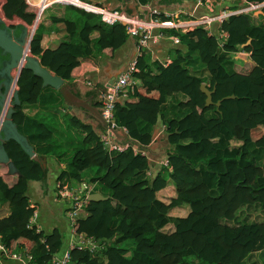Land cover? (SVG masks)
<instances>
[{"label": "trees", "instance_id": "16d2710c", "mask_svg": "<svg viewBox=\"0 0 264 264\" xmlns=\"http://www.w3.org/2000/svg\"><path fill=\"white\" fill-rule=\"evenodd\" d=\"M156 1L174 5L183 0ZM28 9L25 0H6L3 5L6 18L16 16L31 24L35 16ZM80 10V26L63 20L69 41L43 49L35 29L29 43L30 54L70 86L80 58L91 56L94 47L115 50L128 38L123 24L104 26L96 14ZM214 27L225 34L221 47L215 35L201 27L185 33L168 30L181 47L173 49L166 64L152 61L148 53L139 57L133 76L140 86L116 104L114 120L127 130L122 141L146 152L152 128L163 122L168 167H159L154 175L146 173L148 156L132 148L109 156L99 141L102 123L80 107L71 109L68 120L83 136L71 150L62 148L44 122L22 112V105L35 103L43 87L40 77L21 68L16 81L21 105H12L11 120L20 130L24 125L25 133L31 129L39 149L67 165L57 180L94 183L93 192L108 197L88 201L86 214L78 220L79 231L106 245L95 255L71 249L74 264H246L253 252L264 249V218L244 220L249 207L264 210V21L256 23L246 13H237ZM93 31L98 32L95 42ZM241 50L248 53V62L235 63ZM202 83L212 91L209 105ZM100 92V86H92L76 95L99 109ZM4 148L20 175L11 186L0 177V193L9 206V215L0 218V239L8 247L24 238L31 243L34 264H49L61 249V237L56 229L45 235L28 226L32 208L26 194L28 182L43 181L47 170L15 141H6ZM169 181L175 196L165 203L157 192ZM183 205L189 208L186 216H169L171 209ZM169 223L172 230H164Z\"/></svg>", "mask_w": 264, "mask_h": 264}, {"label": "crops", "instance_id": "0c3cea01", "mask_svg": "<svg viewBox=\"0 0 264 264\" xmlns=\"http://www.w3.org/2000/svg\"><path fill=\"white\" fill-rule=\"evenodd\" d=\"M86 1L87 2L85 3H87V5L101 8L119 9L125 12L128 16H138L140 18L146 17V4L140 3L139 0ZM146 2L162 10H171L177 7L184 8L191 15H197L203 11V7L199 6L194 0H183L181 3H177L174 6L159 4L156 0H147ZM34 4L38 9L41 7L37 0ZM80 9L82 8L69 5L67 3L56 1L50 2L44 6L42 10H40L38 20L35 22L33 20L34 28L30 33V40L35 29H38V32L41 34V45L43 49L54 48L58 43L69 41L70 38L64 30L63 20L69 19L80 26L84 21V14ZM28 10L34 13V16L36 17V7L33 6L32 9L29 8ZM94 14L99 17L97 13ZM25 29L28 33L26 26ZM97 36V31H93L91 33V39H93V42L96 41ZM176 47H181V45H179V43H173L171 39L167 37L151 44L150 52H148L147 55L152 61H165L167 59L169 61L172 51ZM135 54L136 45L133 37H128L126 42L115 50L106 48L99 51L94 47L91 56L79 59V66L74 68L71 73L72 78L70 83L73 85L69 86L76 92L80 91L83 93V91L90 88L87 85V82L90 81L92 86H100L102 89L109 81L112 82L119 72L125 69L128 62L135 57ZM245 54L246 53L243 50L237 52L234 56L237 60L235 63L237 62L241 64L242 62H248L242 57H245ZM137 86H140V82L136 80V87ZM42 87L41 95L37 101L33 104H23L22 112L30 119H35L38 122H44L45 126L51 130V133L58 137V141L63 143L62 148L71 150L73 146L79 142L80 138H82L83 132L70 124L68 117L72 116L73 111L67 108L58 91L48 85H42ZM129 101H136V98L130 97ZM13 104H17L16 100ZM18 104L21 105L19 94ZM77 117L83 119V114L78 113ZM8 119L14 124V128L25 139L29 147L32 148L34 157L38 158L40 164L47 170L46 177L43 181L32 180L28 182L26 194L28 196L29 207H35L37 212V217L33 221L35 222L33 223L34 226L37 227L38 231L43 232L45 235L50 234L54 229H56L59 232L62 241V246L58 253H62V250L66 248L70 238V226L66 215L68 203L65 200H59L55 197L54 185L60 173L67 167V165L62 161H58L55 156L45 154L44 152H46V150L39 149L40 143L33 139L31 129H27L25 133L26 127L24 125H22V130H20L11 120L10 115L8 116ZM86 122L95 126V123L89 119H86ZM164 130L165 126L160 120L152 128V141L148 145L147 156L150 162V169H148V171H150L153 175L155 174L154 171L159 168L160 162L165 159V150L168 147L165 140L166 135ZM262 131L264 132V128H262ZM233 143L238 144L239 142ZM18 176V174H9L6 165L0 163V177L8 186H11L17 180ZM63 181L70 186L81 187L80 183L69 181L66 178H63ZM82 182L86 183L88 186H95L94 183H87L85 181ZM174 196L175 188L171 181H169L163 189L157 192V198L165 203L169 202V200ZM188 212V206L183 205L171 209L169 216L171 218L184 217L188 214ZM8 215V203L0 193V218L7 217ZM172 228L173 225L170 223L164 226V230L166 231L172 230ZM0 242L4 245L1 239ZM5 247L13 252L20 251L24 248L31 252V243L24 238L12 240L10 242V246ZM0 264H20V262L16 259L6 257L2 252H0Z\"/></svg>", "mask_w": 264, "mask_h": 264}, {"label": "built area", "instance_id": "2783aa9c", "mask_svg": "<svg viewBox=\"0 0 264 264\" xmlns=\"http://www.w3.org/2000/svg\"><path fill=\"white\" fill-rule=\"evenodd\" d=\"M53 1L67 3L82 8L85 11L97 13L100 22L104 26H112L121 23L124 25L128 37H133L135 39V57L128 62L124 70L116 75L110 85L100 92L98 97L99 113L104 122L103 129L98 133L99 141L109 156L123 152L128 148H132L135 153L139 152L141 155H148L146 151L138 148L135 143L122 141V138L127 135V130L125 127L116 124L114 113L117 102L121 99H126L136 86V80L133 75L136 71L137 59L143 54L150 52L151 44L167 37L171 39L173 43H179V38L176 35L167 33L168 30L185 33L196 27H201L206 30L208 35L214 34L218 41V45L221 47L223 40L225 39V34L222 30H219L218 32L214 31L216 30L214 26L221 25L232 14L245 13L252 10L255 11L264 6V0L262 2L249 0H194L199 6L203 7V11L197 15H191L184 8L177 7L174 10H162L146 3V17L140 18L138 16H128L125 12L119 9L87 5V3H83L80 0H40V2H38L41 5L39 9L32 0H25L28 6L31 5L36 7L35 15L37 20L40 15V10ZM229 1H232L235 4L231 5L228 3ZM247 1L251 3L242 6V3H246ZM245 53L248 55L247 52ZM161 62L166 64L168 59ZM22 65L23 63L20 62L16 68V76L13 78V85L15 84L14 90H17V75ZM87 85L92 87L90 81L87 82ZM11 98L8 103H4L0 112V117L2 115L5 117L6 112L10 109L11 106L9 107V103ZM161 166L168 167L166 158L160 162L159 167ZM146 173L149 176L151 172L147 170ZM80 184L81 187H73L63 180H56L55 182V197L59 200H65L68 203L66 215L70 226V238L66 248L62 250V253L57 252L51 256L49 264H74L70 257L71 249L78 248L86 250L91 255H95L97 251L106 245V241L103 239H96L94 236L78 230V220L86 214L88 195L93 192V186H88L86 183ZM31 207L32 214L29 218L28 226H34L33 223L35 222L33 221L37 217L35 207ZM0 252L6 257L18 260L20 264H34L32 254L25 248L13 252L0 242Z\"/></svg>", "mask_w": 264, "mask_h": 264}, {"label": "water", "instance_id": "95a60500", "mask_svg": "<svg viewBox=\"0 0 264 264\" xmlns=\"http://www.w3.org/2000/svg\"><path fill=\"white\" fill-rule=\"evenodd\" d=\"M260 14H263L262 10L259 11ZM4 23L7 27H2L0 25V49L3 54H7L10 58V63L8 68L18 67V63L23 55L24 50V40L27 36L25 25L23 24L20 18H11L4 19ZM11 25V26H10ZM12 25H15L12 27ZM19 28H18V27ZM18 31V33H17ZM29 42H26V48L29 50ZM250 43V39L243 45ZM24 63L21 68L29 69L33 72L34 75L42 79V85H48L58 91L59 95L65 102L67 108L71 110L73 107H80L89 111L93 116H95L101 123L104 125V122L100 116L99 109L88 103L87 101L79 98L76 95V91L72 89L68 83L64 82L62 78L52 74L49 70L44 68L39 60L36 57L30 55H24ZM20 68V70H21ZM18 72V75L20 73ZM17 75V76H18ZM109 81L106 86H104L101 91L110 85ZM200 89L206 95L205 104L209 105L212 103L211 94L212 91L207 88V86L202 83ZM14 101L16 100L18 104V92L14 93ZM229 96L226 98H232ZM220 101L216 103L218 106ZM13 109H8V116L11 115ZM2 127V126H1ZM13 140L15 141L21 149L31 158L38 161V158L34 157L32 148L26 143L25 139L19 134V132L14 128V124L8 119L3 123L2 131L0 134V163L5 164L9 174H18L20 175L18 169L14 165L13 161L9 159V156L4 148V143L6 141ZM108 197L101 195L99 192H92L88 195V201H101L106 200Z\"/></svg>", "mask_w": 264, "mask_h": 264}, {"label": "rangeland", "instance_id": "374dc122", "mask_svg": "<svg viewBox=\"0 0 264 264\" xmlns=\"http://www.w3.org/2000/svg\"><path fill=\"white\" fill-rule=\"evenodd\" d=\"M228 3H230L231 5H233V4H235L234 2H232V1H229ZM247 3H251V2H249V1H247L246 3H242V6H245V5H248ZM175 5V4H174ZM173 5V6H174ZM33 7V6H32ZM32 7H31V5L29 6V8L30 9H32ZM35 7V6H34ZM264 7V6H263ZM176 9V8H175ZM171 10H174V9H171ZM260 10H262V7L261 8H259V9H257V10H252V11H247V12H245L246 13V15H249V17L251 16L252 18H253V20L256 22V23H260V22H262L263 21V19H264V15L263 14H261L260 15ZM12 18H18V17H12ZM5 19H8V18H5ZM33 20H34V22H35V20L37 21V19H36V17H35V19L33 18ZM23 22V24L26 26V28H27V31H28V33H27V36H24L25 37V40H24V50L25 51H23V55H30V56H33V55H31L30 54V52L28 51V49L26 48V42H27V39H28V37H30V33H31V31H32V29L34 28V25H33V21H32V23L31 24H29V25H27L26 23H24L25 21H22ZM38 23V22H37ZM31 37H32V35H31ZM243 58H245V60H248V57H247V55L245 54V57L244 56H242ZM22 63L24 62V60L23 59H21L20 60ZM16 68L17 67H14L13 68V70H12V72H11V82H12V80H13V78H15V76H16ZM249 68V65H247L246 67H245V69H243V70H241V71H244V70H247ZM13 83H14V81L12 82V84L10 85V83H9V85H8V87H7V91H6V94H5V96H6V98H4V100L6 101V102H4V103H8L9 102V100H10V98H11V96H12V98H11V101H10V103H9V107H10V105L12 106V104L14 103V93H15V91H17V90H14L15 89V84L13 85ZM14 90V91H13ZM64 102V101H63ZM8 112V111H7ZM7 112H6V115H5V117H3V115H2V119H3V121L5 122L6 120H8V114H7ZM2 127H3V125H2ZM2 127H1V129H0V132L2 131ZM263 134H264V132H263ZM263 218H264V210H261L260 208H258V207H249L248 209H247V212H246V215H245V218H244V220L245 221H261V220H263ZM246 264H264V249L263 250H260V251H255V252H253L248 258H247V260H246V262H245Z\"/></svg>", "mask_w": 264, "mask_h": 264}, {"label": "flooded vegetation", "instance_id": "af4514ba", "mask_svg": "<svg viewBox=\"0 0 264 264\" xmlns=\"http://www.w3.org/2000/svg\"><path fill=\"white\" fill-rule=\"evenodd\" d=\"M5 2H6V0H0V25L2 27H7L3 21L5 19L4 12H3V5ZM14 26L15 25H12V27H14ZM17 33H18V31H17ZM9 63H10L9 56H7L6 54H3L1 49H0V112H1V109H2L4 102H5L4 98H6L5 94L7 91V87L9 85V83L11 84V72H12L13 68H8ZM10 108H12V106ZM0 134H1V132H0Z\"/></svg>", "mask_w": 264, "mask_h": 264}, {"label": "bare ground", "instance_id": "6f19581e", "mask_svg": "<svg viewBox=\"0 0 264 264\" xmlns=\"http://www.w3.org/2000/svg\"><path fill=\"white\" fill-rule=\"evenodd\" d=\"M68 1V0H67ZM39 2H40V0H39ZM21 59H23L24 61H25V59H24V55H22V57H21ZM20 59V60H21ZM21 61H19V63H20ZM24 63V62H23ZM14 80H12V82H13ZM12 82H11V84H12ZM10 84V85H11ZM6 102V101H5ZM3 123H4V121H3V119H2V116L0 117V128H1V126L3 125Z\"/></svg>", "mask_w": 264, "mask_h": 264}]
</instances>
